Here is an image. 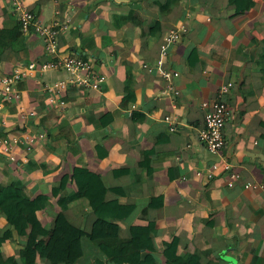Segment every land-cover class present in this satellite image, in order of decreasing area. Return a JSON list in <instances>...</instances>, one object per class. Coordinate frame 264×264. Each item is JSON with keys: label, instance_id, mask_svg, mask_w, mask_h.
Returning a JSON list of instances; mask_svg holds the SVG:
<instances>
[{"label": "crops", "instance_id": "crops-1", "mask_svg": "<svg viewBox=\"0 0 264 264\" xmlns=\"http://www.w3.org/2000/svg\"><path fill=\"white\" fill-rule=\"evenodd\" d=\"M159 2L167 0H23L44 24L61 25L58 52L48 54L43 38L22 33L9 48L0 47V80L34 61L79 57L107 81L98 91L69 90L62 95L66 106L58 109L49 103L44 86L69 74L51 71L24 80L20 102L0 112V139L22 131L43 133L46 139L31 152L15 148V161L0 151V186L17 182L33 198L51 195L77 167L100 175L110 189L137 182L139 191L129 196L107 194L108 201L136 206L125 221H113L119 226L115 239L93 235L97 218L83 203L63 213L64 231L72 226L83 233L74 247L77 264H95L103 258L101 243L128 242L131 226L150 223L156 225L154 255L161 264H183L164 255L175 239L178 256L198 255L202 264H264V78L253 62L264 49V0H254L240 15L230 0H172L174 9L168 13ZM155 21L160 25L154 33ZM16 26L9 3L0 0V31ZM182 28L187 32L170 48L167 60V67L179 73L174 84L180 96L174 100L166 95V81L155 65L165 35ZM229 83L233 87L225 100L233 115L224 130L226 146L213 155L198 139L202 105L216 101ZM130 89L135 102L125 103ZM24 112H35L37 119L22 120ZM167 116L175 121L174 132ZM147 151L149 171L141 166ZM225 163L241 174L233 188L228 187ZM213 164L219 169L209 179ZM119 169L135 171V178L116 176ZM68 191H77L74 182ZM154 198L163 200L162 208L147 206ZM61 213L52 198L37 214L51 235ZM9 230L6 216L0 215V235ZM26 241L9 238L4 261L19 257ZM36 264L49 261L38 257Z\"/></svg>", "mask_w": 264, "mask_h": 264}, {"label": "trees", "instance_id": "trees-1", "mask_svg": "<svg viewBox=\"0 0 264 264\" xmlns=\"http://www.w3.org/2000/svg\"><path fill=\"white\" fill-rule=\"evenodd\" d=\"M172 0H167L163 5L159 2L162 12H172L174 7ZM230 4L235 5V14L240 15L250 10L254 5V0H230ZM159 21L151 24L152 32L157 31ZM22 36L21 28L17 26L11 30L0 31V47L9 48L11 44ZM255 67L260 71L264 78V49L260 57L254 61ZM129 87V86H128ZM125 103H134L135 95L133 90H128ZM107 115L106 117H111ZM64 132V131H63ZM60 133V135L63 134ZM100 155L105 153L101 147ZM151 151L145 153L141 166L150 169ZM150 173V172H148ZM116 176L130 175L135 178V171L119 169L115 171ZM139 180V178H137ZM74 182L77 191L69 192L68 185ZM126 188L110 189L103 178L91 172L87 168L77 167L71 176H64L51 195H41L31 197L25 189L21 188L17 182H12L6 186H0V215H5L10 230L3 236L0 235V264H36L38 257L47 259L49 264H77L78 256H75L74 247L79 244L83 233L69 226L65 231L64 225L67 220L63 213L70 209L74 203H83L91 208L97 220L94 224L93 235L96 238L115 239L119 235V226L113 221H125L135 211L136 206L121 204L118 200L108 201L107 194L112 191L118 195L129 196L134 191H139L135 186ZM52 198L57 199V204L62 210L58 225L51 235L50 231L44 227L38 218V212L45 210L51 205ZM159 204H154V203ZM148 207H163L161 198H154L147 202ZM156 233V225L153 223L147 226H131L130 240L128 242L116 243L113 245H99V250L103 258H98L95 264H161L155 257V246L153 234ZM14 236L26 237L27 241L20 249L19 257L10 256L6 261L2 257L5 242ZM74 236V237H73ZM165 257L171 261L183 264H202L198 255L187 254L177 255L178 240L166 245ZM212 264V263H208Z\"/></svg>", "mask_w": 264, "mask_h": 264}, {"label": "built area", "instance_id": "built-area-1", "mask_svg": "<svg viewBox=\"0 0 264 264\" xmlns=\"http://www.w3.org/2000/svg\"><path fill=\"white\" fill-rule=\"evenodd\" d=\"M9 3V9L16 18L17 23L24 35L34 34L44 39L48 54L56 55L58 52V39L62 30L61 25H46L23 3V0H6ZM185 28L169 31L160 44V58L155 65V71L166 81V95L174 100L180 96V91L174 84L175 79L179 77V73L167 67V60L170 56V48L176 45L186 33ZM144 68L149 72L153 69L144 65ZM63 72L69 74L68 79L58 80L52 83H47L44 86V91L48 95L49 103L55 108L63 109L66 104L62 98L64 93L71 89L84 88L90 90H101L107 81L105 75H98L94 71L92 63L88 60L79 57H62L53 58L50 61L39 62L34 61L20 69H16L12 74L0 80V112L5 105L20 102L22 99L19 85L27 78L42 76L48 72ZM232 83L224 85L218 99L214 102H205L202 105L204 112V124L198 130V139L205 146L209 153L219 155L226 146L224 138V130L226 124L233 115V110L225 97L231 93ZM135 108V106H132ZM22 120L35 121L37 115L35 112H24L21 114ZM165 122L169 123L170 130L174 132L176 127L174 120L167 116ZM46 135L40 133L38 135L32 132H21L19 136H8L0 139V151L11 161L16 160L14 155L15 148L23 147L27 152H31L38 141H45ZM219 165L213 164L209 171L208 177L212 179ZM225 172L229 173L228 187L233 188L241 174L234 169L232 164L225 163L223 167ZM199 176L201 173L198 174ZM247 189L250 185L246 186Z\"/></svg>", "mask_w": 264, "mask_h": 264}]
</instances>
